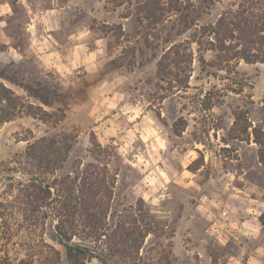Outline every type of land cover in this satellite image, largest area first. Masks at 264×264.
I'll list each match as a JSON object with an SVG mask.
<instances>
[{
    "label": "rangeland",
    "instance_id": "obj_1",
    "mask_svg": "<svg viewBox=\"0 0 264 264\" xmlns=\"http://www.w3.org/2000/svg\"><path fill=\"white\" fill-rule=\"evenodd\" d=\"M140 1L76 0L94 50L66 77L23 55L21 11L0 23L13 263L70 264L58 237L119 264H264V63L244 58L264 52L216 26L239 0H160L146 18ZM32 177L50 190L34 210Z\"/></svg>",
    "mask_w": 264,
    "mask_h": 264
},
{
    "label": "crops",
    "instance_id": "obj_2",
    "mask_svg": "<svg viewBox=\"0 0 264 264\" xmlns=\"http://www.w3.org/2000/svg\"><path fill=\"white\" fill-rule=\"evenodd\" d=\"M19 11L24 20L23 55L34 59L45 68L43 71L58 72L64 77L74 75L76 65L87 67V58L94 50L89 45L92 30L88 24L76 21V0H0L3 29L6 18ZM18 35L11 32L3 43L18 42ZM9 48L17 53L20 50L12 44ZM72 84L76 87V80Z\"/></svg>",
    "mask_w": 264,
    "mask_h": 264
},
{
    "label": "trees",
    "instance_id": "obj_3",
    "mask_svg": "<svg viewBox=\"0 0 264 264\" xmlns=\"http://www.w3.org/2000/svg\"><path fill=\"white\" fill-rule=\"evenodd\" d=\"M176 3V5L179 4L178 0H176ZM140 4V12L142 11L143 18H146L149 17L150 14H154L157 11L158 7L161 6V1L141 0ZM194 26L197 25L194 21H192L188 25H184L185 30L181 31L185 32L187 29ZM216 26L217 28H225L226 31L224 35H228V37H231L232 33L235 32L237 34L235 39L239 44H242L247 48L259 50L261 53L264 52L261 47L254 48V46H252L253 43H257V45L264 44V0H239L237 9L235 11L225 12L222 14L216 21ZM195 31L196 33H200V35H204V27H200L199 31ZM169 51L170 49L167 50L166 55ZM244 58L249 61L256 60L264 63V56H261L259 59L258 54L245 56ZM162 67L161 62H159V68L161 69ZM33 95L35 97H39L37 94ZM39 99L43 103L47 104L46 98ZM36 180L37 179L32 177L28 184L25 185L27 195L30 198V204H32V210L37 208L36 204L39 201L44 200L45 197L50 194L49 186L42 183V181ZM1 214L2 212H0V215ZM6 228L5 224L0 225V230H2L0 231V264H16L10 260L8 255L6 241L10 235H8L7 231H3L8 230ZM2 240H5V242H2ZM56 240L63 245L65 258L70 264H87L88 262H91L93 258L97 260V264H119L118 262L108 259L107 255L103 251H96L82 245L65 242L58 237H56ZM59 260V253L56 251L54 254L43 259L44 263H58Z\"/></svg>",
    "mask_w": 264,
    "mask_h": 264
}]
</instances>
